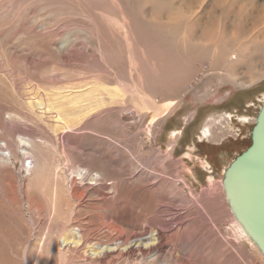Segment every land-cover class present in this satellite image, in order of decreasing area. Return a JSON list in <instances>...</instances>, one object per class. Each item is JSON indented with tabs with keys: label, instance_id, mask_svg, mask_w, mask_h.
Wrapping results in <instances>:
<instances>
[{
	"label": "rangeland",
	"instance_id": "rangeland-1",
	"mask_svg": "<svg viewBox=\"0 0 264 264\" xmlns=\"http://www.w3.org/2000/svg\"><path fill=\"white\" fill-rule=\"evenodd\" d=\"M263 102L264 0H0V264H128L64 239L121 242L142 173L219 187Z\"/></svg>",
	"mask_w": 264,
	"mask_h": 264
},
{
	"label": "bare ground",
	"instance_id": "bare-ground-1",
	"mask_svg": "<svg viewBox=\"0 0 264 264\" xmlns=\"http://www.w3.org/2000/svg\"><path fill=\"white\" fill-rule=\"evenodd\" d=\"M45 108L51 109L50 107ZM58 117L62 119L59 114ZM66 127L68 126L66 125ZM203 136L209 140L214 136V131L209 128L208 124L204 126ZM20 143L24 146L23 149L27 154L26 149L32 147L31 140L21 137ZM33 163L31 162V165ZM35 165L33 164L30 170H34ZM166 169V172L160 177L151 171L138 175V182H136L138 186L132 200L135 199L136 205L139 204L136 206L130 203L131 198L127 200V204L125 203L128 207L126 216L130 215L128 222L130 224L136 222V225L134 230L128 232L121 242L118 240L113 245L114 247L109 246L111 244L102 246L95 243L90 245L91 243L89 244L81 234L70 241L65 237L64 241L67 242V245L70 244L69 246L86 247V252L91 257L96 260L99 258L103 263L109 262L107 261L109 258L116 256L118 250L124 248L118 255L123 256L125 263L128 264H257L254 256L252 257L246 251L247 249L242 250L229 236L227 238V235L225 236L223 233L224 218L231 215L233 229L240 237L251 242V245H254L264 257L258 243L239 219L231 196L227 192L225 180L215 188L216 183L213 182L212 176H209L212 179L210 183L212 188L209 186L210 188L195 193L190 186L186 193L176 182L178 169L171 166ZM226 172L227 168L224 176ZM80 173L84 176L90 175L88 170L85 172L81 170ZM189 173L195 176L192 169ZM91 177L92 180L99 181L101 175L95 174ZM185 185L188 183L185 182ZM55 191V196L58 198L57 193L59 192L57 189ZM126 206L123 207L124 210ZM227 206L228 210L225 209ZM119 208L121 210V207ZM168 217L171 219L170 221H167Z\"/></svg>",
	"mask_w": 264,
	"mask_h": 264
},
{
	"label": "water",
	"instance_id": "water-1",
	"mask_svg": "<svg viewBox=\"0 0 264 264\" xmlns=\"http://www.w3.org/2000/svg\"><path fill=\"white\" fill-rule=\"evenodd\" d=\"M224 180L239 219L264 253V103L251 144L235 157Z\"/></svg>",
	"mask_w": 264,
	"mask_h": 264
},
{
	"label": "built area",
	"instance_id": "built-area-1",
	"mask_svg": "<svg viewBox=\"0 0 264 264\" xmlns=\"http://www.w3.org/2000/svg\"><path fill=\"white\" fill-rule=\"evenodd\" d=\"M10 149L8 148V145L7 143L4 141V142H0V160H10L12 158V155H10ZM31 160H27V163H25L23 166H24V170L26 172H30V169L32 167L31 165Z\"/></svg>",
	"mask_w": 264,
	"mask_h": 264
}]
</instances>
